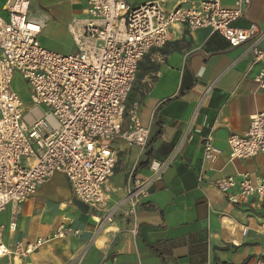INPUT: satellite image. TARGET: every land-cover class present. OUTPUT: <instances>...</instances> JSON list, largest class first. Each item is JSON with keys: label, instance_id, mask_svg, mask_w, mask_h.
Returning <instances> with one entry per match:
<instances>
[{"label": "crops", "instance_id": "1", "mask_svg": "<svg viewBox=\"0 0 264 264\" xmlns=\"http://www.w3.org/2000/svg\"><path fill=\"white\" fill-rule=\"evenodd\" d=\"M9 1L0 0V9L6 10ZM151 1L161 2L167 10L181 3L147 2ZM238 2L222 0L226 8H235ZM250 2L235 26L257 24L264 30V0ZM30 14L48 17L40 36L42 46L60 54L76 52L69 26L87 17L82 3L30 0ZM250 44L230 48L210 29L172 26L166 46L152 50L140 63L128 102L140 107L142 123L150 130L148 145L130 146L120 138L113 143L117 163L107 184L110 207L123 199L130 181L152 175L153 162L167 161L175 154L162 179L141 201L136 217L128 216V206H123L113 222L97 232L99 214L88 206L77 207L68 179L56 174L17 210L9 205L0 214V225L17 223L15 232L4 231V243L12 253L19 244L31 248L39 240L46 243L26 256L10 255L1 264H17V260L68 264L84 250L80 264H256L263 260V201L243 197L238 189L224 194L217 187L226 177L240 179L247 174L254 181L264 177V156L231 160L229 149V138L245 134L252 116L264 111V90L255 82L261 63L249 50ZM210 86L212 91L206 93ZM208 138L217 152L214 162L204 156ZM62 224L78 230L79 236L55 239Z\"/></svg>", "mask_w": 264, "mask_h": 264}, {"label": "built area", "instance_id": "2", "mask_svg": "<svg viewBox=\"0 0 264 264\" xmlns=\"http://www.w3.org/2000/svg\"><path fill=\"white\" fill-rule=\"evenodd\" d=\"M75 1L85 6L87 17L70 24L76 52L67 55L43 48L40 36L48 17H32L30 0H10L6 10L0 9V214L9 205L17 210L56 174H63L74 198L99 214L100 232L123 206L135 218L141 201L175 157L153 162L152 175L130 181L123 199L109 206L107 184L117 163L115 139L141 148L149 141L150 130L142 123L139 105L128 106L144 58L166 46L174 25H185L190 31L210 29L230 48L251 43L249 50L261 63L255 82L264 90V30L257 24L235 26L250 0H239L235 8L224 7L222 0H181L172 10L159 1L135 6L128 0ZM16 72L30 88L28 111L45 107L46 115L28 119L24 103L12 88ZM229 149L231 160L264 156V111L252 116L245 134L229 138ZM204 156L211 162L217 158L211 138L204 145ZM217 187L224 194L238 189L241 196L258 197L264 203V177L258 181L247 174L240 179L226 177ZM5 229L15 232L16 221L7 228L0 225V264L10 255L26 256L46 243L39 240L31 248L19 244L12 253L3 240ZM79 234L62 224L53 237ZM261 234L264 239V226ZM85 254L84 250L68 264H80ZM256 264H264V255Z\"/></svg>", "mask_w": 264, "mask_h": 264}, {"label": "rangeland", "instance_id": "3", "mask_svg": "<svg viewBox=\"0 0 264 264\" xmlns=\"http://www.w3.org/2000/svg\"><path fill=\"white\" fill-rule=\"evenodd\" d=\"M147 1H149V0H128V3L131 6H135L138 4L145 3ZM43 48H45L49 51H53V50H51L45 46H43ZM53 52L57 53V51H53ZM67 53L68 52H62L61 54L66 55ZM12 88L18 94V96L20 97L22 102L24 103V107L26 108L25 112H26V114H28L29 120L32 121V120H35L39 116L46 115L47 109L45 107H39L35 113L28 111L27 107H29L31 105V93H30V88H29L28 84L26 83V81L23 79L21 73H19V72L15 73L14 79L12 82Z\"/></svg>", "mask_w": 264, "mask_h": 264}, {"label": "water", "instance_id": "4", "mask_svg": "<svg viewBox=\"0 0 264 264\" xmlns=\"http://www.w3.org/2000/svg\"><path fill=\"white\" fill-rule=\"evenodd\" d=\"M73 203H74L77 207H79L80 209H83V208H85V206H86V205L83 204L82 202L78 201L76 198L74 199Z\"/></svg>", "mask_w": 264, "mask_h": 264}, {"label": "bare ground", "instance_id": "5", "mask_svg": "<svg viewBox=\"0 0 264 264\" xmlns=\"http://www.w3.org/2000/svg\"><path fill=\"white\" fill-rule=\"evenodd\" d=\"M17 264H20L19 260H17Z\"/></svg>", "mask_w": 264, "mask_h": 264}, {"label": "trees", "instance_id": "6", "mask_svg": "<svg viewBox=\"0 0 264 264\" xmlns=\"http://www.w3.org/2000/svg\"><path fill=\"white\" fill-rule=\"evenodd\" d=\"M149 154V153H148Z\"/></svg>", "mask_w": 264, "mask_h": 264}]
</instances>
